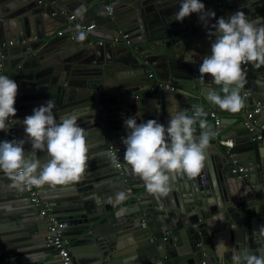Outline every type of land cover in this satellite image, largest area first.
I'll return each mask as SVG.
<instances>
[{
	"label": "water",
	"instance_id": "water-1",
	"mask_svg": "<svg viewBox=\"0 0 264 264\" xmlns=\"http://www.w3.org/2000/svg\"><path fill=\"white\" fill-rule=\"evenodd\" d=\"M46 1L0 0V43L13 42L2 47L3 71L18 84L14 119L25 151L31 144L22 121L49 100L57 120L76 114L87 132L91 171L76 183L39 187L65 223L70 264H232V254L241 250L264 255L258 233L264 225V140L252 133L264 121V66L242 65L245 107L232 113L204 95L221 86L210 75L204 83L199 79V64L215 38L214 19L202 22L192 13L176 21L180 0H114L112 14L105 10L111 0ZM218 1L201 0L217 19L237 11L264 19V0H220L223 11ZM86 21L95 28L80 29L77 24ZM258 102L261 109L248 116ZM171 103L187 114L196 105L220 115L218 125L207 123L215 134L203 168L195 177L176 176L167 195L149 194L143 181L135 186L140 193L127 192L132 171L123 159L124 121L135 116L137 123L155 119L167 126ZM111 144L121 151L120 170L108 155ZM235 163L242 173L232 172ZM10 183L0 172V264H64L47 246V222L27 192ZM119 192L126 199L116 203Z\"/></svg>",
	"mask_w": 264,
	"mask_h": 264
},
{
	"label": "clouds",
	"instance_id": "clouds-1",
	"mask_svg": "<svg viewBox=\"0 0 264 264\" xmlns=\"http://www.w3.org/2000/svg\"><path fill=\"white\" fill-rule=\"evenodd\" d=\"M192 13L198 14L202 22L206 17L215 20L211 54L205 55L199 64V79L204 83L205 75H210L212 82L221 87L219 91L208 88L204 95L222 110L239 112L245 107L241 89L247 83L242 65L264 66V19H250L243 11L217 19L215 12L205 10L201 0H180L174 18L183 22ZM84 38L81 32L78 39ZM17 95L18 84L0 74V131H5L7 122L16 116ZM53 107L54 102L49 100L23 119L31 151H25L23 139L0 141V172L9 178L10 188L23 191L29 186L66 185L78 182L85 173L89 159L87 132L78 124L76 114L68 113L57 120ZM191 112L189 116L187 110L171 103L167 126L155 119L141 123H137L135 116L125 119L128 131L127 136L122 137L123 159L132 173L143 181L149 194L167 195L170 181L176 176L200 174L215 133L202 118L206 115L202 107L193 105ZM109 156L111 163L119 167L116 156L111 153ZM114 199L120 203L126 199V194L116 193ZM258 233L264 237V225L258 227ZM219 247L226 248L223 243ZM231 260L232 264H264V255L241 250L234 252Z\"/></svg>",
	"mask_w": 264,
	"mask_h": 264
},
{
	"label": "built area",
	"instance_id": "built-area-1",
	"mask_svg": "<svg viewBox=\"0 0 264 264\" xmlns=\"http://www.w3.org/2000/svg\"><path fill=\"white\" fill-rule=\"evenodd\" d=\"M39 3H46V0H38ZM219 6H221V1L219 0L218 2ZM105 10L108 12V14L113 13V4L112 1L105 6ZM76 18V14H70L68 15V20L73 21ZM80 29L82 30H92L95 28V23H89L87 25L85 24H77ZM70 26V23L68 24ZM128 37V33L124 32L122 34V38L125 39ZM117 40V37L114 38V41ZM98 43H101V41H98ZM13 42L11 40H8L4 42L3 44L0 43V74H4L3 71V59H4V54L2 52V47L3 46H11ZM245 68V65H243ZM149 75H152V71L148 70ZM159 86H165L168 89L173 90L174 85H165L164 82L159 83ZM15 107V105H14ZM261 109V104L258 102L256 104V107L252 109L249 113L248 116H251L253 113L258 112ZM189 116L192 115V112L188 114ZM206 122L210 119L212 122L211 124L213 125H218L220 123V115L218 114L217 111L211 110L204 117H202ZM199 124V122H197ZM196 124V125H197ZM16 123L14 117H12L8 122H7V127L3 133L5 134V140H17V130H16ZM250 130H253L252 127ZM253 133V139H259V140H264V121L259 124V132L252 131ZM112 154L116 156L117 162L119 164V167L115 166L117 169H121V163H122V155L121 151L119 148L113 146L112 144L109 146L108 149V155ZM110 157V156H109ZM243 167L240 165H234L232 168V172L235 173H242ZM28 197L30 199V202L33 204L34 207H36L39 211V215L44 218V220L47 222V231L48 234L46 236V242L47 246H50L55 249L56 253L61 257L62 261L64 264H70L71 262V256L70 252L68 250L69 247V241L63 236V229L65 226V223L63 221H60L56 219V217L52 213V207L49 201L46 199L41 198L40 193H39V187L35 186H29L24 189ZM131 189H127V192H130ZM143 225H145V222H142ZM205 264V263H203Z\"/></svg>",
	"mask_w": 264,
	"mask_h": 264
},
{
	"label": "crops",
	"instance_id": "crops-1",
	"mask_svg": "<svg viewBox=\"0 0 264 264\" xmlns=\"http://www.w3.org/2000/svg\"><path fill=\"white\" fill-rule=\"evenodd\" d=\"M112 2L114 1V0H111ZM73 14H76L77 15V13L76 12H73ZM86 23L87 24H89V23H94L93 21H86ZM69 24V23H68ZM68 24H65L66 26H68ZM65 25L64 26H62V29L65 27ZM96 32L97 33H102L101 31H99V30H96ZM97 39H93V41H96ZM98 41V40H97ZM171 81V80H170ZM211 111V110H210ZM208 113V112H207ZM188 114H190V113H188ZM219 114V113H218ZM211 120L209 119L208 120V124H211ZM226 151H227V149H226ZM236 165H240V164H237L236 163ZM240 166H242V165H240ZM91 170H85V174H87V173H89ZM132 174V173H131ZM130 174V177H129V180H128V182H127V184H129L130 186H132V188H133V192L136 194V193H140L139 191H141V189H137V188H135V186H137V185H140V183H142V180L138 177V176H136V175H134V174H132L131 175ZM134 179H136V182L134 181Z\"/></svg>",
	"mask_w": 264,
	"mask_h": 264
},
{
	"label": "flooded vegetation",
	"instance_id": "flooded-vegetation-1",
	"mask_svg": "<svg viewBox=\"0 0 264 264\" xmlns=\"http://www.w3.org/2000/svg\"><path fill=\"white\" fill-rule=\"evenodd\" d=\"M219 2V1H218ZM218 2H217V6H218V10L219 11H223L224 10V5H223V3L221 2V6H219V4H218ZM131 189V191L130 192H133V188H132V186H130L129 184H128V188L127 189Z\"/></svg>",
	"mask_w": 264,
	"mask_h": 264
}]
</instances>
